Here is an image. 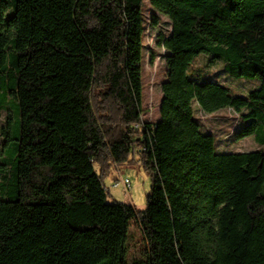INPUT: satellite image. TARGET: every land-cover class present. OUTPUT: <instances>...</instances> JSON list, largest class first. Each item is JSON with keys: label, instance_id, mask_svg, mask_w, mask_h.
<instances>
[{"label": "trees", "instance_id": "1", "mask_svg": "<svg viewBox=\"0 0 264 264\" xmlns=\"http://www.w3.org/2000/svg\"><path fill=\"white\" fill-rule=\"evenodd\" d=\"M147 1L170 25L156 121L146 0H0V264H264V0ZM202 56L260 85L235 94ZM195 105L259 147L220 152ZM137 161L143 210L104 182Z\"/></svg>", "mask_w": 264, "mask_h": 264}, {"label": "rangeland", "instance_id": "2", "mask_svg": "<svg viewBox=\"0 0 264 264\" xmlns=\"http://www.w3.org/2000/svg\"><path fill=\"white\" fill-rule=\"evenodd\" d=\"M153 8L149 1L146 0L144 7L146 17V34L144 37V68H143V117L156 121L159 118L160 102L162 99V82L166 77L165 67V49L157 44V35L159 29L169 33L170 25L165 16H160V25L154 27L152 24ZM156 12V11H155ZM157 13V12H156ZM152 53L156 54L152 61ZM196 68H203L207 74L215 79L228 85L235 94H246L250 89L260 85V81H249L242 77H230L224 70L223 66L217 64L208 66V57H200L196 63ZM103 102H97V109ZM196 115L204 124L205 129L213 132L216 138V146L220 152H243L254 150L259 147L252 136L237 139L235 132L241 123L240 114L233 109H223L216 113L209 114L199 109L197 105ZM5 120V113L0 116V124ZM97 170L100 165H96ZM129 179L131 186L126 190L122 184L113 186L118 180ZM105 184L109 187V201L117 200L125 203L134 204L139 210L147 206V195L151 189V176L142 162L129 163L120 167H113L110 174L104 177Z\"/></svg>", "mask_w": 264, "mask_h": 264}, {"label": "built area", "instance_id": "3", "mask_svg": "<svg viewBox=\"0 0 264 264\" xmlns=\"http://www.w3.org/2000/svg\"><path fill=\"white\" fill-rule=\"evenodd\" d=\"M120 184H122L123 185V187L126 189V190H128L129 188H130V186H131V181L129 180V179H124V180H121V181H115L112 185L113 186H118V185H120Z\"/></svg>", "mask_w": 264, "mask_h": 264}]
</instances>
